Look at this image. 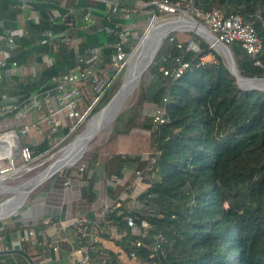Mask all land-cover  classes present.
I'll return each mask as SVG.
<instances>
[{
	"label": "trees",
	"instance_id": "obj_1",
	"mask_svg": "<svg viewBox=\"0 0 264 264\" xmlns=\"http://www.w3.org/2000/svg\"><path fill=\"white\" fill-rule=\"evenodd\" d=\"M42 1L48 3L51 0ZM186 1L205 11H218L223 16L239 15L250 25L261 42L256 59L262 67L255 66V59L242 52L237 43L229 49L241 76L264 75V0ZM12 6L11 19L20 11L18 0H0V8L12 9ZM68 20L63 17L57 22L51 21L45 12L38 24L26 25L38 35L35 52L56 59L41 75L39 82L47 84L45 88H52L51 78L57 73L76 65L69 63L71 55L62 40L57 47L42 43L45 32H66L68 38L74 37L71 32L74 25ZM65 22H70L71 28ZM113 22H117L116 18ZM106 40L109 46L103 52L111 55L110 45L117 37L108 32ZM28 42L21 37L14 49L2 48L5 61L15 62L23 68L25 75L33 71L32 66L27 65ZM88 49L85 46L82 51ZM125 50L130 52L132 46L129 44ZM209 52L214 55L215 62L198 66L199 59ZM176 59L188 63V68L178 78L164 76L158 70L160 66H170ZM117 74L107 73L109 86L91 107L85 121L101 110L119 89ZM148 75L155 87L152 92L146 90ZM142 77L137 102L128 112L117 115L108 141L134 131L148 132L156 153L146 156L112 154L104 162L103 172L105 179H111L119 177L126 167L137 172L148 169L152 179L137 197L138 206L111 207L106 212L102 224L112 227L120 235L114 244L125 256L134 255L136 264H264V90L239 88L223 57L207 42L193 38L181 44L171 35L164 39ZM37 82H27L23 91H37ZM93 99L88 80L81 88L79 108L90 106ZM55 106L57 108L56 103ZM159 107L165 110L163 124H154L146 114L143 115L145 110ZM13 122L12 117L1 116L0 132L12 129ZM61 123L58 129L61 137L68 138L79 128L68 134L63 117ZM21 142L29 145L24 137ZM29 147L33 156L49 150L46 140L36 147ZM90 154L92 160L98 157L96 150ZM151 159L154 160L152 163ZM78 165L68 168V175L72 170L78 171ZM79 174L85 177L84 173ZM86 181L91 187L92 181ZM92 197L91 194L87 199ZM12 202L9 200L2 207ZM128 218L140 233L145 232L144 236L133 233ZM141 221L148 224L144 231L140 227ZM104 231L101 235L110 238ZM158 235L166 243L161 244L165 257L157 259L150 257V248ZM136 242L140 245L136 246ZM79 243L77 247L88 251L92 264H120L117 254L113 253H108L102 262L97 261L96 255L102 248L97 243H89L86 237H80Z\"/></svg>",
	"mask_w": 264,
	"mask_h": 264
},
{
	"label": "crops",
	"instance_id": "obj_2",
	"mask_svg": "<svg viewBox=\"0 0 264 264\" xmlns=\"http://www.w3.org/2000/svg\"><path fill=\"white\" fill-rule=\"evenodd\" d=\"M115 1L119 3L121 9L114 19L116 18V23L130 30V41L140 34L146 20V11L136 0H51L48 3L42 0H18L20 11L15 17L13 19L10 17L14 12L13 6L12 9L1 7L0 19L3 20L5 34L19 29L24 38L29 41L28 44H31L32 48L27 53V65L37 61L39 81L42 79L41 75L52 66L53 62L55 63L56 59L49 62L46 55V57H40L42 53L35 52L38 35L35 31L29 30L26 25L34 24L29 19L36 20L38 24L45 12L49 18H56V22L66 16L74 25L71 30L74 37L69 38L70 44L66 46L71 55L70 64H76V57L83 53V47L97 48L100 50L101 58L95 70L99 73H108L110 54H105L106 52L103 51L106 49L105 46H109L106 40L107 16L111 3ZM126 7L133 8L129 20H124L121 15ZM85 12L90 13L96 20L95 23L87 24L83 21ZM174 40L181 44L190 42V40H183V42L175 38ZM33 72H35L34 68L31 73ZM14 79L17 85L11 89L18 88L19 95H28L30 90L23 91L26 90L23 87L28 86L27 82H30V79L23 75ZM43 85L47 86L44 83ZM50 108L56 110L53 97L49 98L48 104H44L40 111L31 112L26 116L25 122L29 130L24 138L28 146L36 147L44 141L48 132L44 117L47 116ZM58 118L61 121L62 116L58 115ZM59 132L55 134V139L61 138ZM152 153L156 152L150 134L134 132L118 136L109 145L101 146L98 157L94 160L91 159V154L83 156L80 159L78 171L72 170L69 175L66 168L58 171L45 181L39 190L27 195L21 210L13 218L1 222L0 264H77L80 256L75 252L77 233L73 227V221L78 218H84L88 224V242L97 243L102 248L101 253L96 255L97 261L102 262L107 258L108 253H113L117 254V260L121 263L136 264L135 260L125 256L114 244V240L120 235L116 234L112 227L102 224L103 213L111 207L138 206L136 199L150 185L152 176L148 169L137 174L132 167H126L119 177L105 179L103 164L112 154L146 156ZM79 172L84 173L85 177H81ZM88 179L92 181L91 187L87 184ZM91 194L93 197L88 200L87 197ZM18 198L19 196L15 194L11 199L12 204L5 207H2L4 204L1 202L0 210L14 206ZM8 213L0 216L6 218L11 214ZM103 229L110 238L101 235Z\"/></svg>",
	"mask_w": 264,
	"mask_h": 264
},
{
	"label": "built area",
	"instance_id": "obj_3",
	"mask_svg": "<svg viewBox=\"0 0 264 264\" xmlns=\"http://www.w3.org/2000/svg\"><path fill=\"white\" fill-rule=\"evenodd\" d=\"M137 3L143 7L146 11V19L154 18L155 13H167L174 14L178 10L183 12V17H189L186 14L190 13L192 19L194 18L199 24L205 27L208 32L214 37L215 43H211L209 47L216 50L215 44L225 45L228 48L230 45L237 43L239 48L246 55L250 56L254 60V65L262 67L261 62L256 59L261 50V42L257 37L253 28L244 23L239 15L223 16L218 11H205L198 7H195L191 1L190 5L186 8L179 6L178 2H170L169 0H155L152 2H144L142 0H136ZM119 3L112 2L107 21L109 25L107 30L109 33L116 35L117 41L110 45L112 54L109 59L110 71L113 74L119 73L128 66V61L131 56V52H127L125 48L129 47V38L131 36L130 30L127 27L113 22L114 16L119 12ZM133 8L126 7L122 11V18L129 20ZM181 17V18H183ZM63 18V17H61ZM66 21L69 19L64 16ZM191 18V17H190ZM193 19V20H194ZM32 23L37 24L36 20L29 19ZM51 21H56V18H50ZM69 21V20H68ZM83 21L87 24L95 23V19L89 12H85ZM68 28H71L70 22H65ZM196 28H199L198 26ZM24 35L19 29H14L10 33L5 34L3 31V20L0 19V117L7 115L13 118L12 129L0 132V175H5L16 168L26 167L36 157L33 156V152L28 145H23L21 140L27 136L29 126L25 122L26 116L31 112L40 111L44 104H48L49 98L53 97L57 108L48 110L47 116L44 117L46 124L48 125V132L44 140L48 143L53 140L59 127L62 125L58 118L61 115L68 128V134L74 132L81 124L84 123L91 107L98 102L99 98L103 95L105 90L109 86V79L107 73H99L95 70V66L100 61V50L88 49L82 54L76 57V65L71 68H67L54 77L51 78L52 88H45L43 84L38 83V67L35 60L30 64L34 68L33 73L25 75L23 68L18 66L15 62H6L4 59V51L2 48L14 49L16 47L17 40ZM42 43H47L54 47H57V43L62 40L63 45L68 46L70 39L66 32L52 34L45 32L43 34ZM211 38V37H210ZM107 46H105L106 48ZM31 44L28 45V50H31ZM29 53V52H28ZM219 54V53H218ZM40 57H46L41 54ZM46 59V58H45ZM49 62L52 58L48 57ZM206 62H215L214 55L208 53L199 59L198 66H202ZM188 68V63L183 62L181 59H176L170 66H160L158 70L162 72L164 76L170 75L173 79L178 78ZM27 76L32 81H38L37 91L30 92L28 95H19V89L14 88L15 77ZM90 80L92 92L94 93V99L90 106L86 108H79V98L81 96V88L86 85V82ZM14 90V92H13ZM50 96V97H49ZM166 102V99L163 100ZM165 110L164 107H159L153 110L150 115V120L154 124H163L165 122ZM63 136L60 140H63ZM154 160L151 159L152 163ZM2 167V168H1ZM80 170H82L80 168ZM139 174V172H137ZM107 212V211H106ZM103 213V218L106 214ZM128 225L132 228L134 234L141 236L145 235V232H139V228L134 225L132 219H127ZM73 227L78 234L75 241V252L79 254L80 258L77 264H92L90 255L84 247H77L79 238H88V224L84 218H78L73 221ZM140 227L144 230L148 228V224L145 221H141ZM162 243H166L164 238L158 235L155 238V242L152 248H150L152 258L165 257V250L162 248ZM136 246L140 245V242L135 243ZM131 260H135L134 255H130ZM120 264H126L120 262Z\"/></svg>",
	"mask_w": 264,
	"mask_h": 264
},
{
	"label": "rangeland",
	"instance_id": "obj_4",
	"mask_svg": "<svg viewBox=\"0 0 264 264\" xmlns=\"http://www.w3.org/2000/svg\"><path fill=\"white\" fill-rule=\"evenodd\" d=\"M178 3H179V6L182 7V8H186L187 5H190L189 1H186V0H179ZM186 15L192 18V15L190 13H187ZM183 16H184L183 12L181 10H178L174 14L158 13L157 12V13H155L154 18L146 19L145 20V24H144L140 34L138 36H136V38L134 37V39H130V41H129V43H131L130 45L132 46V50L131 51L134 52V50L136 49L137 45L139 44V41L141 40L143 35L148 31L150 25L154 21H156L157 23H163V22H167V21H170V20H175L177 18H181ZM169 35H171L176 40L179 39V40H182V41L183 40H190L191 41L193 38H198V39H201V40L207 42V44L210 45V43L200 33L195 31L194 28L190 29V28H187L186 26H183V28H181V29H178V30H175V31H172V32L168 33L164 39H166L167 36H169ZM164 39H163V41H164ZM163 41H162V43H163ZM162 43H161V45H162ZM161 45H160V47H161ZM133 52H131V53H133ZM150 53H151V51L147 53L146 59L148 58ZM155 57H156V55H155ZM155 57H154V59H155ZM154 59L152 60L150 66L152 65ZM224 61L226 63V66L228 67L227 61L226 60H224ZM128 67H129V65L127 67H125L124 70H122L121 72H119L117 74L116 81L119 84V87L122 85V83L124 81V78L126 76V72L128 70ZM149 67L143 72V74H145V72H147ZM143 74H142V76H143ZM142 76H141L139 85L133 90L132 94L129 95V97L126 98V100L124 101V103H123V105H122V107L120 109L119 114L122 113V112H128L129 109L137 102L138 93H139L138 92L139 91V86L141 84V81L143 80ZM145 82H146L145 83L146 84V90L149 91V92H152L154 88L152 87V80H151V77H149V75L146 76ZM263 88H264V84H263ZM149 92H147V93H149ZM152 112H153V110L152 111H146L145 110L143 112V115L146 114L147 117H150ZM93 117H94V115H93ZM93 117H90L87 121H85L83 124H81L79 126V128L76 130L75 133L68 135L69 136L68 138L64 137L63 140L53 138V140H51L49 142V150L44 152L41 155H37L30 162V164H28L26 167L16 168L15 170H13V171H11L9 173H6L5 175H0V204H1V202H2V204L7 203L9 200L13 199V197L15 196V194H13L11 192H8L9 188L17 187V186L23 184L24 182H26L27 180L31 179L32 177L37 175L39 172H41L48 164L53 162L55 158L60 156L61 153L65 150V148L67 146H69L77 138V136H79L85 130V128L88 126V124L90 123V121H91V119ZM114 120L112 122H110L104 129L99 131L89 141V144L86 145V149L82 153L81 158L83 156L87 155V154H90V153L94 152L95 150L97 151V153H99V149H100L101 146L109 145L115 139L114 138L112 141H108L109 138H111V135H112ZM134 132H139V131H134ZM80 159L73 165H76L77 163H79ZM73 165H71L70 167H72ZM26 169H28V170H26ZM37 188L33 192H35L37 190ZM33 192H31L29 195H31ZM24 202H23V204H24ZM23 204L21 206H19V208H17V211L15 213H13L10 217L5 218L4 220H1L0 223L1 222H5V221L11 219V217L15 216V214H17V212H19L21 210Z\"/></svg>",
	"mask_w": 264,
	"mask_h": 264
},
{
	"label": "bare ground",
	"instance_id": "obj_5",
	"mask_svg": "<svg viewBox=\"0 0 264 264\" xmlns=\"http://www.w3.org/2000/svg\"><path fill=\"white\" fill-rule=\"evenodd\" d=\"M183 26H186V27L188 26L187 28H190V29L194 28V30L200 33L202 36L206 35L205 32L202 31L200 28H196L197 26H195L193 19L190 17L177 18L175 20H170V21L163 22V23H157L156 21H154L150 25L148 31L143 35L136 49L134 50V52L131 54L129 58V61H128L129 67L126 72L124 81L121 85L122 92L117 97H115L106 108H104L100 113H98L91 119L90 123L85 128V130L81 134L79 133L80 135L77 136V138L69 146H67L65 150L61 153V155L55 158L53 162L48 164L41 172H39L37 175H35L31 179L24 182L23 184L17 187L9 188L8 192L18 195L19 198L17 199L16 204L14 206L6 208L4 210H0V215L8 213V212H9L8 214H10L14 212L15 210H17V208L21 205L24 197L27 195L26 193L28 192L31 184H33V182L36 181L33 178H35L39 174L41 175L40 177H42L46 175L47 173H50L51 171H54L56 169L71 166L75 164L79 160V158H81V155L84 152V150H82L83 151L82 152L81 149H83V145L87 137L94 131L98 133L99 131L104 129L109 124V120L111 116L118 109L120 105V100L123 95L122 93H125L126 91L128 92L130 89H132L137 70L140 68L141 64L143 65L146 64L152 58V53H153L154 47L157 44V42L160 39L166 37L168 33L181 29L183 28ZM209 40L211 43H213V40L211 38ZM216 45L218 44L216 43ZM150 51L151 53L146 59V55ZM218 52L220 56H222L223 58L226 57V51L223 48H221V50L218 49ZM229 68L231 72L235 73V70L233 69L231 64ZM237 82H238L237 84L242 89L243 86L245 85V80L241 79L240 77H237ZM263 84H264V80H257L254 82L253 85L257 87H263ZM128 97L129 95L127 96V98ZM97 133H95V135Z\"/></svg>",
	"mask_w": 264,
	"mask_h": 264
},
{
	"label": "water",
	"instance_id": "obj_6",
	"mask_svg": "<svg viewBox=\"0 0 264 264\" xmlns=\"http://www.w3.org/2000/svg\"><path fill=\"white\" fill-rule=\"evenodd\" d=\"M193 21H194L195 26H198L202 31L205 32L206 35L203 36V37H204L209 43H210V40H209V39H210V37H211V39H212L213 42L215 43L214 37L208 32V30H207L205 27H203L201 24H199L197 21H195V20H193ZM164 38H165V37H164ZM164 38L160 39V40L157 42V44L155 45L154 50H153V53H152V58H151L146 64H144V65L141 64V65H140V68L137 70V73H136V75H135V79H134V83H133V87H132V89H130L128 92L126 91L125 93H122L123 95H122V98H121V100H120V105H119L118 109H117V110L113 113V115L111 116V118H110V120H109V123L112 122V121L117 117V115L119 114L120 109H121V107H122L124 101L126 100L127 96L130 95V94L133 92V90L139 85V82H140V79H141V76H142L143 72H144V71L150 66V64H151L152 60L154 59L155 55L157 54V52H158V50H159V47H160V45H161V43H162V41H163ZM215 47H216V50H217V51H218V49L221 50V48H223V49L226 51V57H225L224 59L227 61L229 72H230V73L236 78V79H235V80H236V84L238 83V82H237V77H240L241 79L245 80V85L243 86L242 89H247V90H252V89L264 90L263 87H257V86H254V85H253L254 82L257 81V80H264V75L259 76V77H255V78H246V77L241 76V75L239 74V72H238L236 66H235V62H234V60H233L232 54H231V52H230V49H229L227 46H225V45H220V44H218V45L215 44ZM217 48H218V49H217ZM230 64L232 65L233 69L235 70V73H233V72L230 71V68H229ZM236 75H237V77H236ZM237 85H238V84H237ZM238 86H239V85H238ZM239 88H240V86H239ZM121 89H122V86L119 87V89H118V90L116 91V93L111 97V99L108 101V103H107V104H106L101 110H99L97 113H95L94 116L97 115L98 113H100L104 108H106V107L109 105V103H111V101H112L115 97H117V96L122 92ZM92 117H93V116H92ZM95 133H97V132L94 131L93 133H91V134L87 137V139H86V141H85V143H84V145H83V149H81V151H82V150H85L86 145H87V144L89 143V141L94 137ZM82 152H83V151H82ZM79 159H80V158H79ZM69 167H70V166L63 167V168H60V169H56V170H54V171H51L50 173H47L46 175H44V176H42V177H40L41 175L39 174L38 176H36L35 178H33V179L36 180V181L33 182V184H31V186H30V188H29V190H28V192H27L26 194L29 195V194H30L31 192H33V191H34L39 185H41L42 183H44L45 181H47L49 178H51L53 175H55L58 171H60V170H62V169H64V168H69ZM42 174H43V172H42ZM27 195L24 197V199H23L21 205H22L23 202L25 201ZM21 205H20V206H21ZM18 208H19V207H18ZM12 214H13V213H11L8 217H10ZM8 217H6V218H8ZM4 219H5V218H0V221H1V220H4Z\"/></svg>",
	"mask_w": 264,
	"mask_h": 264
}]
</instances>
